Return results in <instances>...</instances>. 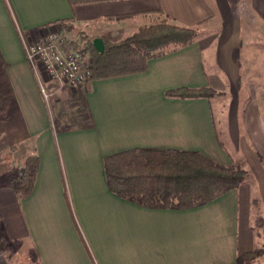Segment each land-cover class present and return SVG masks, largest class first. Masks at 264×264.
Here are the masks:
<instances>
[{"label":"crops","instance_id":"1","mask_svg":"<svg viewBox=\"0 0 264 264\" xmlns=\"http://www.w3.org/2000/svg\"><path fill=\"white\" fill-rule=\"evenodd\" d=\"M61 19L90 58L87 38L117 42L162 19L197 39L82 88L43 77L46 98L24 42ZM181 87L214 93L167 95ZM137 147L243 164L250 182L193 208L142 206L103 171L105 156ZM31 154L39 166L21 198L5 185ZM0 155V264L15 244L41 264H234L254 245L250 196L264 203V0H0Z\"/></svg>","mask_w":264,"mask_h":264},{"label":"trees","instance_id":"2","mask_svg":"<svg viewBox=\"0 0 264 264\" xmlns=\"http://www.w3.org/2000/svg\"><path fill=\"white\" fill-rule=\"evenodd\" d=\"M55 22L65 27L67 32L73 30L62 19ZM196 39V28L177 25L167 19L142 25L120 42L105 41L102 52L96 51L87 38L92 52L90 79L142 72L148 59L191 44ZM213 93L207 87H181L168 91L167 95L202 97ZM38 166L39 157L28 155L18 173L8 177L5 187L11 188L18 197H27L34 187ZM103 171L109 190L117 196L149 208L177 210L211 202L248 178L247 170L216 162L199 151L149 147L105 156ZM64 187V196L72 213L66 183ZM30 252L41 264L37 251L32 248ZM238 261L239 257L234 264Z\"/></svg>","mask_w":264,"mask_h":264},{"label":"built area","instance_id":"3","mask_svg":"<svg viewBox=\"0 0 264 264\" xmlns=\"http://www.w3.org/2000/svg\"><path fill=\"white\" fill-rule=\"evenodd\" d=\"M69 42L65 30L57 25L42 36L24 42L25 56L46 98L49 95L44 89L43 77L72 88H82L88 83L92 59L87 56V47L83 42Z\"/></svg>","mask_w":264,"mask_h":264},{"label":"rangeland","instance_id":"4","mask_svg":"<svg viewBox=\"0 0 264 264\" xmlns=\"http://www.w3.org/2000/svg\"><path fill=\"white\" fill-rule=\"evenodd\" d=\"M154 23H156V22H154ZM56 25L58 27L60 26L61 28H63V26L58 24V23ZM137 29L132 31L131 34L124 37L122 40L131 36ZM65 32H66L67 37L71 40H74L76 38H80L79 32L75 29H73L70 32H67L65 30ZM124 34H126V33H124ZM122 36H124V35H122ZM105 39H106V42H108V41L111 42L109 36H105ZM122 40H119L117 42H120ZM79 43H82L81 40L79 41ZM46 93H48V92H46ZM26 157H23L22 164H23ZM2 159H3V157L0 155V161H2ZM226 165H228V164H226ZM238 165L242 169H245L248 171V178H247L246 182H244V183H249L250 182L249 176L252 173H250L249 170L247 168H245V166L243 164L240 165L238 163L236 166H238ZM4 170H5V167L3 165H0V174ZM5 179L6 178H4L3 176L0 177V182L5 180ZM7 182H8V179H7ZM249 206H250L249 223L251 224V231L253 233L254 245L250 251L239 256L238 264H264V203L262 202V200H260L258 194L257 195H251ZM14 246H15L14 248H12V246H11V248L7 247L8 248L6 250V252H7L6 253L7 264H38L37 260L31 256V252H30L31 248H29L26 251L24 246L22 248L19 247L18 244H15Z\"/></svg>","mask_w":264,"mask_h":264},{"label":"water","instance_id":"5","mask_svg":"<svg viewBox=\"0 0 264 264\" xmlns=\"http://www.w3.org/2000/svg\"><path fill=\"white\" fill-rule=\"evenodd\" d=\"M92 43H93V46L95 47V49L97 51H99V52L103 51L104 45H103V42L100 38L93 39Z\"/></svg>","mask_w":264,"mask_h":264}]
</instances>
